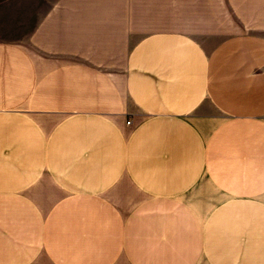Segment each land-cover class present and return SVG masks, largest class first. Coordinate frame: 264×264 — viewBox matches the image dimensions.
<instances>
[{
    "label": "crops",
    "instance_id": "obj_1",
    "mask_svg": "<svg viewBox=\"0 0 264 264\" xmlns=\"http://www.w3.org/2000/svg\"><path fill=\"white\" fill-rule=\"evenodd\" d=\"M33 38L0 40V264H264V0H55Z\"/></svg>",
    "mask_w": 264,
    "mask_h": 264
},
{
    "label": "rangeland",
    "instance_id": "obj_2",
    "mask_svg": "<svg viewBox=\"0 0 264 264\" xmlns=\"http://www.w3.org/2000/svg\"><path fill=\"white\" fill-rule=\"evenodd\" d=\"M55 0H0V40H14L30 48L40 57L53 58L52 53L34 40L46 9ZM55 60V59H54ZM56 61V60H55Z\"/></svg>",
    "mask_w": 264,
    "mask_h": 264
},
{
    "label": "built area",
    "instance_id": "obj_3",
    "mask_svg": "<svg viewBox=\"0 0 264 264\" xmlns=\"http://www.w3.org/2000/svg\"><path fill=\"white\" fill-rule=\"evenodd\" d=\"M131 123V121H128V124H130Z\"/></svg>",
    "mask_w": 264,
    "mask_h": 264
}]
</instances>
